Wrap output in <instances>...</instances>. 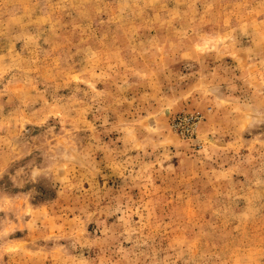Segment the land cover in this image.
<instances>
[{
    "label": "rangeland",
    "instance_id": "374dc122",
    "mask_svg": "<svg viewBox=\"0 0 264 264\" xmlns=\"http://www.w3.org/2000/svg\"><path fill=\"white\" fill-rule=\"evenodd\" d=\"M0 264H264V0H0Z\"/></svg>",
    "mask_w": 264,
    "mask_h": 264
}]
</instances>
